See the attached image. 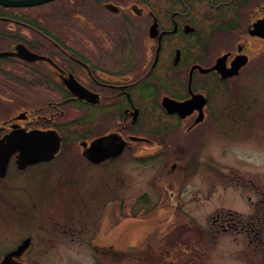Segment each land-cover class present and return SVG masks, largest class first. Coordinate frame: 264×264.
Here are the masks:
<instances>
[{
  "label": "flooded vegetation",
  "instance_id": "obj_1",
  "mask_svg": "<svg viewBox=\"0 0 264 264\" xmlns=\"http://www.w3.org/2000/svg\"><path fill=\"white\" fill-rule=\"evenodd\" d=\"M14 1L0 0V264L207 261L195 248L168 261L171 247H119L121 156L164 163L157 199L139 200L152 204L143 214L172 210L162 239L199 222L264 239V0ZM33 130L59 135L53 158L19 161L14 143ZM99 138L121 154L91 161ZM94 178L111 190L88 215Z\"/></svg>",
  "mask_w": 264,
  "mask_h": 264
},
{
  "label": "rangeland",
  "instance_id": "obj_2",
  "mask_svg": "<svg viewBox=\"0 0 264 264\" xmlns=\"http://www.w3.org/2000/svg\"><path fill=\"white\" fill-rule=\"evenodd\" d=\"M261 90V89H260ZM259 133L264 140V117L259 125ZM211 143H207L203 146L202 150L211 151ZM163 161H150L145 163H139L137 160H131L126 156H121L119 161V219L118 224L115 227L114 235L118 238L120 248H131L135 247L138 249L149 248L153 253L157 252L159 247L173 248V252L168 255L167 260H176L175 248L180 252L183 250L185 254L190 249H197L198 253L201 250L206 253H211L208 260L204 261L203 264H264V239L258 241V245L255 246L254 242H250L246 239H242L240 236H235L232 231L228 229L224 230L221 225L206 224L203 222L191 223L188 227H177V234H174L171 240L162 239L165 233L166 225H168L166 219L169 215L171 218L170 209L161 208L162 211L156 212L155 214L144 213L143 210L149 205L144 203L142 195L152 199H157L158 193L154 190L151 183H166V176L160 174L158 169L163 166ZM168 168L170 165L167 166ZM200 175L198 177V183L204 184L209 181L206 176L208 165L205 163H199ZM96 172L94 168L88 167L87 172ZM93 179V182L87 183V191L84 192V199L88 203V215L91 211L98 212L99 204L103 193L111 190V185L108 187H100V183ZM60 187V186H56ZM71 190L76 193L74 186ZM79 195V194H78ZM63 199V198H62ZM134 200L139 201L133 203ZM133 203V204H132ZM148 209V208H147ZM173 213V212H172ZM79 218V215L77 214ZM169 230V229H168ZM167 230V231H168ZM109 241L111 242V230H109ZM160 232V235H157ZM171 233V230L168 231ZM154 235H157L155 238ZM179 237L184 238L180 245H175V242L179 240ZM256 242V241H255ZM173 246V247H172ZM260 248L263 252L260 255L255 256H239L234 254V249H251ZM205 249V250H203ZM247 252V251H246ZM250 252V251H249ZM232 253V254H229ZM145 257L146 255H142ZM56 259L50 257L48 260L59 263L63 260V256L55 255ZM47 259V258H46ZM63 263V262H61ZM137 264H147L145 262Z\"/></svg>",
  "mask_w": 264,
  "mask_h": 264
},
{
  "label": "water",
  "instance_id": "obj_3",
  "mask_svg": "<svg viewBox=\"0 0 264 264\" xmlns=\"http://www.w3.org/2000/svg\"><path fill=\"white\" fill-rule=\"evenodd\" d=\"M47 0H25L9 2L13 5H31L44 2ZM174 105V104H173ZM175 108L174 106H170ZM24 140H17L14 144L17 145L19 154V161L31 163L35 161H45L53 158L60 148L59 135L54 131H36L25 133ZM103 139L99 138L90 144L87 151V157L93 162H100L107 157H114L122 152V145L116 146L113 150H106L102 147Z\"/></svg>",
  "mask_w": 264,
  "mask_h": 264
}]
</instances>
